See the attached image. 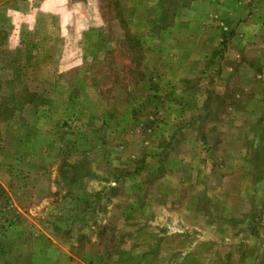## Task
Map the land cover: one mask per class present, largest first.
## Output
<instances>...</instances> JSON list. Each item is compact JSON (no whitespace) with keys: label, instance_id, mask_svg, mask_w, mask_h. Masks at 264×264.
Returning <instances> with one entry per match:
<instances>
[{"label":"rangeland","instance_id":"1","mask_svg":"<svg viewBox=\"0 0 264 264\" xmlns=\"http://www.w3.org/2000/svg\"><path fill=\"white\" fill-rule=\"evenodd\" d=\"M0 264H264V0H0Z\"/></svg>","mask_w":264,"mask_h":264}]
</instances>
